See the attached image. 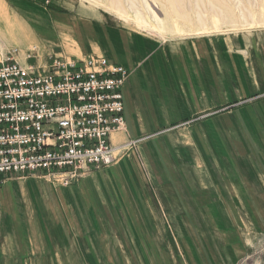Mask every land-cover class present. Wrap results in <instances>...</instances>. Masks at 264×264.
<instances>
[{"label":"rangeland","instance_id":"rangeland-1","mask_svg":"<svg viewBox=\"0 0 264 264\" xmlns=\"http://www.w3.org/2000/svg\"><path fill=\"white\" fill-rule=\"evenodd\" d=\"M177 1L208 29L164 37L153 19L175 15L172 0H0V58L18 48L24 62L36 45L41 61L76 60L73 40L103 47L107 32L121 49L131 32L192 43L148 77L155 129L131 131L113 164L0 187V264H264V0ZM223 4L235 21L214 14ZM73 15L92 36L61 26Z\"/></svg>","mask_w":264,"mask_h":264},{"label":"built area","instance_id":"built-area-1","mask_svg":"<svg viewBox=\"0 0 264 264\" xmlns=\"http://www.w3.org/2000/svg\"><path fill=\"white\" fill-rule=\"evenodd\" d=\"M38 47L0 58V187L15 175L61 183L113 164L124 132L129 71L105 56L75 60Z\"/></svg>","mask_w":264,"mask_h":264},{"label":"crops","instance_id":"crops-1","mask_svg":"<svg viewBox=\"0 0 264 264\" xmlns=\"http://www.w3.org/2000/svg\"><path fill=\"white\" fill-rule=\"evenodd\" d=\"M61 26L64 27V29L69 28L68 30L75 29L77 33H81L84 30L85 33L91 36L94 33L93 25H89L83 17L78 15H73V17L69 18L68 21L64 22ZM104 37L105 46L103 47H95L89 44V40H85V38L84 40H73L71 44L76 47L73 49L75 55H77L75 56L76 60H84L88 55L95 53L92 56L104 55L110 61L123 65L131 71L123 87L125 105L124 117L126 123L125 131L116 132L112 135L113 143L121 144L131 131L144 132L154 128V122L147 120L146 117L148 101H150L151 96L147 99L148 93L147 96L143 93V89L146 88L145 84L148 81V77L153 76L155 73L159 74L163 72L167 64L170 63L174 57L188 60L192 52V43L191 40L183 39L178 43L175 41L171 44L165 43L161 45L149 38L131 32L130 36L126 34V39L125 42L122 43L123 48L121 49L115 47L111 43L110 33L107 32ZM146 59H148L147 62ZM162 65L163 67H161ZM154 99L159 102L157 98ZM159 99L163 104L161 96H159ZM161 108H163V105ZM94 170L95 169H92L91 171Z\"/></svg>","mask_w":264,"mask_h":264},{"label":"bare ground","instance_id":"bare-ground-1","mask_svg":"<svg viewBox=\"0 0 264 264\" xmlns=\"http://www.w3.org/2000/svg\"><path fill=\"white\" fill-rule=\"evenodd\" d=\"M171 4L173 5V8L175 10V15H171L170 13H168L169 14L168 15L167 13H165L164 17L159 16L158 19H156V18L153 19L156 22L157 27L161 30V34L164 37H169V36L175 37V35H178L180 33L192 35V34L198 33L199 30L208 29L207 23H204L205 20L203 21V17H201V16L195 17L192 13H183L180 10V7H179L180 3L177 0H172ZM216 7H218L219 10H216V12L214 14L217 17L219 16V19H221V20L223 19V23H226V22L231 23V22L235 21L236 18L238 17L234 13L231 6L228 4H223L221 6H216ZM206 17H208V16H206ZM213 19H216V18H213ZM7 21L9 23V28L13 29V33L20 31V24L18 23L16 17L8 16ZM138 23H139V25H141L143 27V29L144 28H150L149 22L147 20L143 21V22H138ZM173 25H174V27H173ZM21 32H22V30H21ZM35 47H36V45H30L28 47V49H34ZM23 60L25 61L24 58H23Z\"/></svg>","mask_w":264,"mask_h":264}]
</instances>
